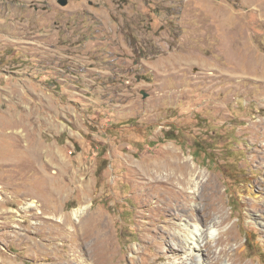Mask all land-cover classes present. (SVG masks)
<instances>
[{
    "label": "rangeland",
    "instance_id": "obj_1",
    "mask_svg": "<svg viewBox=\"0 0 264 264\" xmlns=\"http://www.w3.org/2000/svg\"><path fill=\"white\" fill-rule=\"evenodd\" d=\"M263 121L264 0H0V264H264Z\"/></svg>",
    "mask_w": 264,
    "mask_h": 264
},
{
    "label": "bare ground",
    "instance_id": "obj_2",
    "mask_svg": "<svg viewBox=\"0 0 264 264\" xmlns=\"http://www.w3.org/2000/svg\"><path fill=\"white\" fill-rule=\"evenodd\" d=\"M262 123H264V121ZM188 174H189V172H188ZM190 176H188V177L185 176V177H187L190 181L192 180L191 183L194 184L193 187L195 188L196 185H198V182L195 181L194 179H192ZM258 187H259L260 193L264 195V182H261L260 184H258ZM28 204L29 205H28L27 208H33L36 205H38L37 204V201L34 200V199H32ZM214 206H215L214 203H210L208 206H205L204 211H203L204 212L203 215L205 216L207 214L208 209H210V208H213L214 209ZM257 209L260 212H262V213L264 211V207L263 206H258ZM78 213H80V211H78V209L77 210H74L73 215H74L75 218H77V216H79ZM61 216H63V215H61ZM62 220H64V219H62ZM217 222H218L217 220H213V221L209 222L208 224H206V226H204L205 225V222L201 223V222H196L195 221V222H193L191 224V226L188 223H185V222L182 223V226H183L184 230L186 231L184 233V236H185L184 239H185V241L187 243V249L186 250L188 251V253L190 255H192V256L195 255V261H194L193 264H205L204 258H203V254H202V248L203 247H201L202 246V242L204 241V237H206L208 240L214 238V235H216V233L218 232V227H216L218 225ZM60 223H61V227L62 228H64V229L67 228L63 224L64 222L60 221ZM76 226H77V224H76ZM78 228H79V226H78ZM76 230H77V228H76ZM73 231H75V229ZM203 235H204V237H203ZM77 236H78V240H79L80 244H82V246L84 245L85 248H83V251L82 250L81 251H78L77 254H75V255L78 256L77 259H76V257L73 258L75 256L74 255L73 257H69L66 260V263L67 264H75L74 261H76V262H78L80 264H100L101 257L102 256H106V252L102 250V247H103V244H104V242L102 240V237L99 234H95L94 231L93 232L80 231L77 234ZM50 239H52V238H50ZM207 239L204 242V245L203 246L205 247V252L209 253L211 251V245L209 244V242L207 241ZM49 241H51V240H49ZM55 241H56V239H55ZM182 245H183V243H182ZM184 245H185V243H184ZM183 246H181V247H183ZM223 251H224V249H221V252H219V255ZM225 251H227V250H225ZM105 259L103 258V260H105Z\"/></svg>",
    "mask_w": 264,
    "mask_h": 264
},
{
    "label": "water",
    "instance_id": "obj_3",
    "mask_svg": "<svg viewBox=\"0 0 264 264\" xmlns=\"http://www.w3.org/2000/svg\"><path fill=\"white\" fill-rule=\"evenodd\" d=\"M67 1L68 0H57V2L59 3V4H61V5H66L67 4ZM144 94V96H146V94L145 93H143Z\"/></svg>",
    "mask_w": 264,
    "mask_h": 264
}]
</instances>
